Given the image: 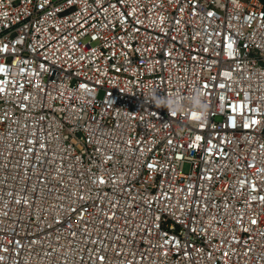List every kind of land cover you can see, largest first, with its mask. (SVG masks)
Returning <instances> with one entry per match:
<instances>
[{
    "label": "built area",
    "instance_id": "built-area-1",
    "mask_svg": "<svg viewBox=\"0 0 264 264\" xmlns=\"http://www.w3.org/2000/svg\"><path fill=\"white\" fill-rule=\"evenodd\" d=\"M0 264H264V0H0Z\"/></svg>",
    "mask_w": 264,
    "mask_h": 264
}]
</instances>
